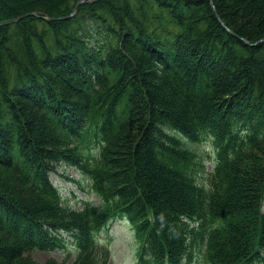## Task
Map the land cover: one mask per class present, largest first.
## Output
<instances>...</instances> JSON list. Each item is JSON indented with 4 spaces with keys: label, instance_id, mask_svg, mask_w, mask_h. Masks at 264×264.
<instances>
[{
    "label": "trees",
    "instance_id": "16d2710c",
    "mask_svg": "<svg viewBox=\"0 0 264 264\" xmlns=\"http://www.w3.org/2000/svg\"><path fill=\"white\" fill-rule=\"evenodd\" d=\"M78 1L0 0V21L40 15L0 26V264H64L33 258L57 247L108 264L97 233L117 217L143 237L138 264H191L202 245L211 264H264V0H97L45 19ZM58 162L101 204L71 207Z\"/></svg>",
    "mask_w": 264,
    "mask_h": 264
},
{
    "label": "rangeland",
    "instance_id": "374dc122",
    "mask_svg": "<svg viewBox=\"0 0 264 264\" xmlns=\"http://www.w3.org/2000/svg\"><path fill=\"white\" fill-rule=\"evenodd\" d=\"M198 148L201 155L205 158L206 171L209 173L214 167L216 154L214 144L208 140L200 143ZM55 167L57 171L51 174V178L60 188L62 195L70 201L71 206L81 208L82 199H91L95 202L100 200L96 194L90 191L89 184L79 169L74 166L63 165L60 162L56 163ZM196 173L197 171L194 170V174ZM186 232L187 235L191 232L189 223L186 225ZM64 236L68 237L67 234H64ZM142 238L139 236L136 240L134 230L126 220H118L108 229H105L103 239L109 244L111 249V257L108 264H136L137 250L142 243ZM196 253L193 264H204L203 248L196 250ZM33 258L38 263H44L48 259L54 258L61 263L71 264L74 256L65 261L66 253L60 250V247H57L47 250L35 249Z\"/></svg>",
    "mask_w": 264,
    "mask_h": 264
},
{
    "label": "water",
    "instance_id": "95a60500",
    "mask_svg": "<svg viewBox=\"0 0 264 264\" xmlns=\"http://www.w3.org/2000/svg\"><path fill=\"white\" fill-rule=\"evenodd\" d=\"M97 0H79L77 2V4L75 5L74 9H73V12L70 14V15H66V16H61V17H58V18H55V17H50V16H45V19L48 20V21H53V20H62V19H69L71 17H73L75 15V13L77 12V9H78V6L81 5V4H84V3H89V2H95ZM215 13L217 14V16L219 17L218 13H217V10L215 11ZM30 15H34V16H40L38 13L36 12H33V13H29V14H26V15H21V16H18V17H15L13 19H9V20H5V21H0V26H6V25H9V24H12V23H16V22H19L20 20H22L23 18L27 17V16H30ZM220 19V18H219Z\"/></svg>",
    "mask_w": 264,
    "mask_h": 264
}]
</instances>
